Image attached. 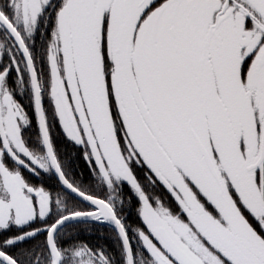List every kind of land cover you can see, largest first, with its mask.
<instances>
[{"label":"snow or ice","instance_id":"obj_1","mask_svg":"<svg viewBox=\"0 0 264 264\" xmlns=\"http://www.w3.org/2000/svg\"><path fill=\"white\" fill-rule=\"evenodd\" d=\"M0 264H264V0H0Z\"/></svg>","mask_w":264,"mask_h":264}]
</instances>
